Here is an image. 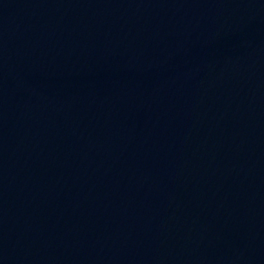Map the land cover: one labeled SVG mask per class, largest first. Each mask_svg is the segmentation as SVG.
<instances>
[{"label":"water","instance_id":"obj_1","mask_svg":"<svg viewBox=\"0 0 264 264\" xmlns=\"http://www.w3.org/2000/svg\"><path fill=\"white\" fill-rule=\"evenodd\" d=\"M264 100V0H158Z\"/></svg>","mask_w":264,"mask_h":264}]
</instances>
